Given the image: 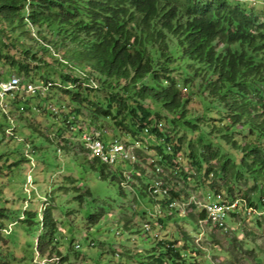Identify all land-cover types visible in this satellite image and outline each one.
Listing matches in <instances>:
<instances>
[{
	"label": "trees",
	"instance_id": "1",
	"mask_svg": "<svg viewBox=\"0 0 264 264\" xmlns=\"http://www.w3.org/2000/svg\"><path fill=\"white\" fill-rule=\"evenodd\" d=\"M0 66L8 69L6 77L0 71V81L18 75L22 83L41 80L47 88L22 96L19 89L14 97L7 95L17 112L10 108L13 119L0 107L3 139L8 137L7 123L16 121L55 144L40 123L28 124L26 114L37 108L30 99L40 96L46 104L38 105L40 114L53 115L52 103L60 94L69 105H55L61 110V122L73 132H83L75 125L85 119L102 133L105 124L99 122L109 123L115 139L142 142V146L150 141L146 149L154 152L153 158L137 150L136 158L127 160L133 167L129 175L93 157L83 144L85 155L74 152L76 148L66 139L56 145L57 152L81 158L79 163L88 164L91 172L98 173L96 178L117 183L119 196L127 198L122 183L132 184L136 195L159 205L161 223L174 210L170 203L187 199V189L175 180L180 176L198 185L208 183L209 193L230 201L237 199L241 181L253 182L244 193L245 200L264 209V20L242 0H0ZM29 141L35 158L39 147ZM15 152L13 148L0 152V232L9 222H21L37 235V255L75 264L70 252L80 251L73 241L63 251L55 245L60 231L53 214L57 202L50 193L46 196L53 204L42 217L38 210L16 212L5 197L4 177L14 166L31 160L25 152ZM10 155L16 159L10 160ZM182 157L190 173L179 166ZM158 180H163V193L151 188ZM72 188L80 191L74 200L81 207L87 203L80 210L77 207L78 213L84 212L86 231L116 217L109 214L114 210L110 196ZM158 195L162 200H157ZM189 206L197 208L198 214L189 212L186 218L194 223L207 219L205 208ZM73 212L62 211L70 218ZM148 214L144 209L139 212L144 217ZM121 219L131 234L143 232L139 225ZM176 226L178 236L152 237L149 250L124 248L119 260L100 261L95 254L89 260L94 264H204L194 255L201 249L193 235L184 226ZM89 244L98 247L94 240ZM101 248V256L111 252L115 259L121 254Z\"/></svg>",
	"mask_w": 264,
	"mask_h": 264
},
{
	"label": "rangeland",
	"instance_id": "2",
	"mask_svg": "<svg viewBox=\"0 0 264 264\" xmlns=\"http://www.w3.org/2000/svg\"><path fill=\"white\" fill-rule=\"evenodd\" d=\"M242 1L247 5V8L253 9L264 20V0ZM0 71L4 74V77L8 76L6 67L0 66ZM21 79L23 78L21 77ZM37 79L39 80V76H37ZM40 81L33 83L27 80L23 82L19 95L29 94L26 89L32 84L39 87L44 86ZM10 96L14 97L15 95ZM64 99L60 94L56 95L55 104L61 102L66 106L69 105V102ZM8 100V96L3 100L0 99V107L5 111L6 115H10L14 119L15 114H11L9 110L11 108L16 113L17 108L15 105L11 106ZM30 101L37 108L28 111V114H26L27 116L29 115L28 124L40 123L39 126L43 133L53 138L55 144L47 143L46 139L38 137L36 133L35 135L32 132V134L29 133L30 129L20 127V122L7 123L8 137L3 139L0 134V140L2 139L0 141V152L12 150L13 148L16 150L15 155L24 154L25 152L26 156L31 158V160L30 162L27 161L28 163L25 162L19 166H14L12 172H9L4 177L5 197L8 198L12 204V209H15L16 212L17 210L22 212L26 209L38 210L40 217H42V212L53 204L46 196L47 192L50 193L57 202V207H55L53 214L60 231L57 234L55 245L63 251L73 241V245L80 251V253L70 252V259L75 264H94L93 260H89L90 255L94 254L96 260L100 261L119 260V258L124 257V254H122L124 248L149 250L152 248L153 238L156 236L162 239H174L175 235L178 236L176 224L182 225L187 231H190L196 247L201 249L199 252H194L197 261H202L204 264H264V209L260 210L255 206H250L244 197L245 191H248L249 185L251 186L253 182L246 183L241 181L239 184L241 189L236 190L237 199L240 201L239 207L226 217L224 225L218 227L216 226L217 223L206 220L194 223L184 216L189 212L198 214L197 208L189 206L192 201L197 207H201V205L216 199L212 191L209 193V184L198 185L197 182L190 178L184 180L182 176L175 177L179 187L187 189L188 196L183 202H177L175 207H173L174 210L169 212V218H162L163 223H161L159 220V215L161 214L159 205H154L141 194L136 195L132 190V184L122 183L124 189L127 190V198L121 197L118 195L117 183L111 184L96 178L95 176L98 173L91 172L88 164L86 166L81 165L79 163L82 161L81 158L76 157L73 159L69 155L70 153L57 152L56 144L66 139L72 149L76 148V150H73L74 152L77 151L85 155L86 150L82 146V134L73 132L72 128L64 126L60 117L61 110L54 103H52L54 108L52 111L53 115H41L38 105L45 106V100L40 96H36L33 99L31 98ZM1 108L0 122L3 123ZM103 123L105 124L104 128H106V132H103V140L109 143L113 140L116 133L113 132V127L109 123L99 122V124ZM75 128L82 129L83 132L93 129L101 133L103 131L101 128H97L96 125H90L85 119L78 120ZM12 137L15 139H11ZM24 139H27V144L23 142ZM29 140H34V144L39 147L35 158L33 156L34 149ZM119 140L122 141V139ZM148 145L150 143L147 142L141 149L153 158L154 152L146 149ZM15 155H10V160L14 161L16 159ZM179 161V166L186 168V173H190L186 159L182 157ZM114 167L124 170L126 175H129V172L133 169L125 160H119ZM147 172L152 174L150 169ZM142 179L143 181H148L146 177H142ZM73 185L77 188L81 187L82 192H86L88 188L94 194L101 191V195L110 196V203L114 210H111L112 212H109V214L116 217L106 218L100 224L91 228L90 231H86L82 223L84 212L78 213L77 207L80 210L87 203L81 207L80 203L74 200V197L80 191L73 189ZM162 197V195H158L157 200H162ZM87 198L90 199V197ZM60 209L65 214L67 211L73 210L74 214H72L71 218L64 216ZM143 209L149 212L148 216L139 215V212H142ZM16 212L15 215L17 214ZM121 217H124L126 222L131 223L132 226L139 225L141 230L144 229L143 232L131 234L126 231L124 229L125 222L121 221ZM146 223L149 224V230L145 229ZM22 225L21 222H9L8 228L0 232L2 237V240H0V264H49L48 261L60 264L58 258L45 259L44 256H39L35 253L34 240L37 235H35L34 231L25 229ZM136 230V227L132 228V231L136 232ZM147 233L149 234L148 237L145 236ZM232 238L237 240L233 241ZM92 240L98 245L97 248L90 246L89 243ZM242 241H244V244L239 247ZM101 247L113 251L117 250L121 254L117 253L115 259H113L114 256L111 252H105L101 256L99 255L100 252H103Z\"/></svg>",
	"mask_w": 264,
	"mask_h": 264
},
{
	"label": "bare ground",
	"instance_id": "3",
	"mask_svg": "<svg viewBox=\"0 0 264 264\" xmlns=\"http://www.w3.org/2000/svg\"><path fill=\"white\" fill-rule=\"evenodd\" d=\"M18 79H21L19 76H12L7 80V86H16L9 89V94H13L17 91L21 85H18ZM0 84H4V80L0 81ZM34 86V85H32ZM33 91L34 90H29ZM6 96L4 94V88L0 87V97ZM82 141L85 147L92 153V155L100 158L103 162L108 164H113L116 160L123 158L126 159L132 155L130 149L127 148L125 144L115 139L111 143H108V147H105L104 150L93 149V147H98L100 144H106L102 139V133L98 130L85 131L82 133ZM92 137V138H88ZM114 147V148H113ZM119 148V150H115ZM132 149V147H131ZM156 191V190H155ZM240 201L224 199L222 196L217 197V204L224 205L216 206V200L209 201L206 206L210 208L211 218L218 219V223L222 226L224 225L225 218L232 212L236 211L239 207Z\"/></svg>",
	"mask_w": 264,
	"mask_h": 264
},
{
	"label": "clouds",
	"instance_id": "4",
	"mask_svg": "<svg viewBox=\"0 0 264 264\" xmlns=\"http://www.w3.org/2000/svg\"><path fill=\"white\" fill-rule=\"evenodd\" d=\"M13 75H16V74H13ZM11 76H12V75H11ZM11 76H10V77H11ZM17 76H18V75H17ZM10 77H9V78H10ZM19 77H20V76H19ZM9 78H8V79H9ZM20 78H21V77H20ZM8 79H4V80H8ZM1 81H3V80H1ZM22 85H23V83H22V79H21V87H22ZM32 85L38 87V88L36 89V91H34V92H37V90H42V92H44V91L47 89V88L44 87V86L39 87V86H37V85H35V84H32ZM21 87H20L19 89H21ZM43 87H44V88H43ZM19 89H18V90H19ZM18 90H17V91H18ZM26 90L29 91L28 89H26ZM17 91H15L14 93H16ZM29 92H33V91H29ZM14 93H13V94H14ZM13 94H11V95H13ZM9 95H10V94H9ZM6 96H7V95H6ZM6 96H4V97H0V99L3 100L4 98H6ZM82 133H83V132H81V134H82ZM102 139H103V133H102ZM113 140H115V138H113ZM113 140H112V141H113ZM117 140H118V139H117ZM103 141H104V140H103ZM112 141H111V142H112ZM119 141L122 142L123 144H125V145L127 146L128 149H130V151L132 152V155H130V157H128V158H126V159L120 158V159H118V160H117L115 163H113V164H108V163H106V164L112 166V165L116 164L119 160H125V161H127L128 159H132V160H134V159L136 158V156H135L136 151H137V150H140V151L142 150V149H141L142 145H141V143H139V142H138V143H137V142H136V143H134V142L132 143V142H124V141H121V140H119ZM104 142H105V141H104ZM111 142H109V143H111ZM105 143L108 144L107 142H105ZM148 143H150V141H149ZM83 144H84V143H83ZM150 144H151V143H150ZM84 146H85V145H84ZM131 147H132V149H131ZM85 148H86V147H85ZM86 149H87V148H86ZM87 150H88V149H87ZM150 151H151V150H150ZM89 152H90V151H89ZM90 154L92 155L91 152H90ZM92 156H93V157H96V156H94V155H92ZM99 159H100V158H99ZM100 160H101V159H100ZM101 161H102V160H101ZM102 162H103V161H102ZM103 163H105V162H103ZM163 184H164V183H163V180H158L157 182H155L154 185L151 186V188H153V189H155V190L158 189V191H155V193H163V192H162V189H163V188H162V185H163ZM164 192L167 193V192H168V189H164ZM222 197H223V196H222ZM223 198H224V197H223ZM216 199H217V198H216ZM216 199H215V200H216ZM224 199H226V198H224ZM236 200H237V199H236ZM238 200H239V199H238ZM176 203H177V202H172V203H170V206H171V207H175ZM191 203H193V201H192ZM230 214H231V213H230ZM230 214H229V215H230ZM225 220H226V218H225ZM202 221H204V220H202ZM206 221H207V220H206ZM145 229H146V230H149V224H147V223L145 224Z\"/></svg>",
	"mask_w": 264,
	"mask_h": 264
},
{
	"label": "built area",
	"instance_id": "5",
	"mask_svg": "<svg viewBox=\"0 0 264 264\" xmlns=\"http://www.w3.org/2000/svg\"><path fill=\"white\" fill-rule=\"evenodd\" d=\"M10 78H12V77H10ZM18 85H21V79H18ZM0 87L4 88V94L5 95H9V89L11 87H16V86H7V80H4V84H0ZM37 88L38 87H36V86H31V85H30V87L28 86V90L36 91ZM88 138H92V137H88ZM105 147H108V144H100L99 143V146L98 147H93V149L104 150ZM115 150H119V148H115ZM156 191H158V189H156ZM216 206H223L224 207V205L217 204V199H216ZM201 207L205 208L207 210V212H208V216H207V219H206L207 221H212L215 224L218 223V219L211 218V216H210V208H207L206 204L201 205Z\"/></svg>",
	"mask_w": 264,
	"mask_h": 264
}]
</instances>
